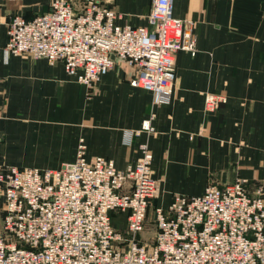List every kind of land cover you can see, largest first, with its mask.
<instances>
[{
	"label": "built area",
	"instance_id": "1",
	"mask_svg": "<svg viewBox=\"0 0 264 264\" xmlns=\"http://www.w3.org/2000/svg\"><path fill=\"white\" fill-rule=\"evenodd\" d=\"M15 1V0H2ZM119 13L101 0H52L50 9L28 17L13 15L4 51L28 52L62 61L77 80L92 86L124 59L133 69L131 84L170 102L177 51L198 50L195 20L174 14V0H153L149 25L119 24ZM225 93L206 91L205 107L215 110ZM155 112L124 140L156 131ZM81 136L76 158L60 167L5 165L0 170L4 215L0 223V264H264V188L250 190L247 178L202 194L176 193L154 207L152 243L140 239L151 199L159 190L153 151L146 140L126 168L113 158L87 155ZM128 211L125 231L111 211ZM127 241L126 246L118 244Z\"/></svg>",
	"mask_w": 264,
	"mask_h": 264
},
{
	"label": "crops",
	"instance_id": "2",
	"mask_svg": "<svg viewBox=\"0 0 264 264\" xmlns=\"http://www.w3.org/2000/svg\"><path fill=\"white\" fill-rule=\"evenodd\" d=\"M51 1L0 0V170L9 164L60 167L75 160L81 136L89 158L103 155L126 168L147 140L159 180L139 233L149 243L157 232L154 207H167L176 193L202 194L210 181L225 185L238 178H247L251 191L264 188V0H174L176 16L195 20L198 50L177 51L170 102H156L151 90L132 85L133 69L117 57L92 86L62 61L28 52L6 57L13 15L33 17L48 11ZM101 1L119 13L117 23L150 26L153 0ZM206 91L225 93L228 100L208 110ZM152 112L156 131L143 130L126 142L125 130L139 129ZM111 214L114 226L125 231L128 211ZM3 215L0 206V223Z\"/></svg>",
	"mask_w": 264,
	"mask_h": 264
},
{
	"label": "rangeland",
	"instance_id": "3",
	"mask_svg": "<svg viewBox=\"0 0 264 264\" xmlns=\"http://www.w3.org/2000/svg\"><path fill=\"white\" fill-rule=\"evenodd\" d=\"M0 193H2V185L0 186ZM0 206H1V208H3V207H4V206H3V203H1ZM122 213L125 214L124 212H122ZM148 214L151 215L150 212H149ZM119 218L122 219V216H121L120 214H117V215H116V219H115V221H116L117 224H119Z\"/></svg>",
	"mask_w": 264,
	"mask_h": 264
}]
</instances>
